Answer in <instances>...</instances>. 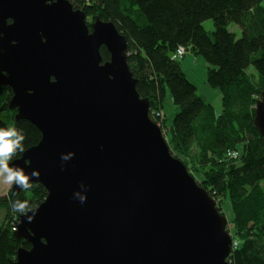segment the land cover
<instances>
[{
    "label": "water",
    "instance_id": "95a60500",
    "mask_svg": "<svg viewBox=\"0 0 264 264\" xmlns=\"http://www.w3.org/2000/svg\"><path fill=\"white\" fill-rule=\"evenodd\" d=\"M127 45L69 0H0V85L42 134L7 166L48 192L18 217L14 264H231L229 221L152 120ZM254 123L264 141V94Z\"/></svg>",
    "mask_w": 264,
    "mask_h": 264
},
{
    "label": "trees",
    "instance_id": "16d2710c",
    "mask_svg": "<svg viewBox=\"0 0 264 264\" xmlns=\"http://www.w3.org/2000/svg\"><path fill=\"white\" fill-rule=\"evenodd\" d=\"M69 1L86 13L90 28L97 19L111 21L127 39L137 90L150 101L151 118L166 131L171 152L191 175L200 176L198 184L215 200L221 214L225 215L223 205L230 204L233 221L228 232L238 246L232 245L228 261L264 264V141L254 123L264 94V0ZM208 20L214 22L212 32L204 27ZM231 23L241 27V38L229 30ZM180 48L185 56L206 62L207 83L221 93L220 113L187 77L182 65L185 56L174 58ZM101 54L103 62L110 60L105 47ZM168 91L178 108L169 128L163 113ZM12 98V89L0 85V129L14 128L17 136H24L7 163L22 157L42 138L31 122L15 120L17 111L9 108ZM8 113L12 125L1 118ZM234 152L239 158L230 155ZM14 185L15 181L0 196V264H14L20 249L31 248L27 240L14 236L23 214L13 211V203L27 201L25 214L48 196L39 183L19 192Z\"/></svg>",
    "mask_w": 264,
    "mask_h": 264
},
{
    "label": "rangeland",
    "instance_id": "374dc122",
    "mask_svg": "<svg viewBox=\"0 0 264 264\" xmlns=\"http://www.w3.org/2000/svg\"><path fill=\"white\" fill-rule=\"evenodd\" d=\"M204 27L208 32L214 31L213 20L206 21L204 23ZM229 30L231 32L235 33L238 38H241L243 35L241 27L236 23H231L229 25ZM185 59L186 60L190 59L193 62L192 63L193 67H190V65H187L186 63L183 64V62H182V65H183V69H184L187 77L197 86L198 94L200 96H204L205 98H207V95H206V88L207 87H209L212 90L219 91L217 89L211 88L209 86V84L207 83L206 75H207L208 66L202 57H198V60H197L198 62H196L197 57H195L194 55L188 54V55H186ZM253 71H254V68H253V66H251L250 72H253ZM215 107H216L217 113H220V111L222 110L220 102L218 104H216ZM163 111H164V114L166 115L167 127L169 128L173 122V118H174L176 112L178 111V108L173 103V100L171 98L169 91L167 93V97H166V100L164 102ZM1 118H3V120H5L10 125H12L13 121H12V114L11 113L4 114L1 116ZM164 133H166V131H164ZM7 175H8V173H3L2 175H0V196L6 195L14 183V181L10 185L4 183V180H5ZM193 176L197 180L200 179V176L195 174V173L193 174ZM223 210H224L225 216L227 217L229 223H231L233 221V213H232V208H231L230 204L225 203L223 205Z\"/></svg>",
    "mask_w": 264,
    "mask_h": 264
},
{
    "label": "clouds",
    "instance_id": "9594fccd",
    "mask_svg": "<svg viewBox=\"0 0 264 264\" xmlns=\"http://www.w3.org/2000/svg\"><path fill=\"white\" fill-rule=\"evenodd\" d=\"M14 137L15 139H13ZM22 140H24V136L23 135L17 136V132L14 128H9V130L7 131L0 129V175H2L3 173H8V175L4 180L5 184L10 185L12 184L13 181H15V183L22 185L23 189L27 190L32 187V185L28 183V177L22 174V170L13 171L12 169H9L7 166V161L14 154L16 148L20 145V142ZM20 151L23 152L24 148L21 147ZM62 159H68V157H62ZM32 175L39 178V172L34 171ZM85 200L86 198L84 197L80 198L81 203H83ZM27 205H28L27 201L21 202L17 200L13 203L12 208L13 211L24 214ZM34 217H35V213L32 216H27L28 223H32Z\"/></svg>",
    "mask_w": 264,
    "mask_h": 264
},
{
    "label": "crops",
    "instance_id": "0c3cea01",
    "mask_svg": "<svg viewBox=\"0 0 264 264\" xmlns=\"http://www.w3.org/2000/svg\"><path fill=\"white\" fill-rule=\"evenodd\" d=\"M186 57V56H185ZM198 58L196 59V62ZM186 63L187 65H190V67H193L192 65V61L190 59H185L184 58V61H183V64ZM185 67V66H184ZM208 90V91H207ZM206 95H207V98L214 104H218L220 102L221 104V93L219 91H216V90H212L210 89L209 87L206 88ZM218 101V102H217ZM164 113V111H163Z\"/></svg>",
    "mask_w": 264,
    "mask_h": 264
},
{
    "label": "built area",
    "instance_id": "2783aa9c",
    "mask_svg": "<svg viewBox=\"0 0 264 264\" xmlns=\"http://www.w3.org/2000/svg\"><path fill=\"white\" fill-rule=\"evenodd\" d=\"M185 54H186L185 49L184 48H180V49H178V51H177V53H176L174 58L183 59ZM160 116H161V112H158L157 113V117H160ZM230 155L232 157H234V158H239V153H237V152H234V153H232ZM232 245L234 246V248H236L238 246L237 242L232 243Z\"/></svg>",
    "mask_w": 264,
    "mask_h": 264
}]
</instances>
